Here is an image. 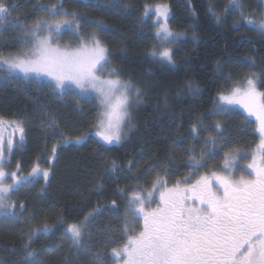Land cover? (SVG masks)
I'll list each match as a JSON object with an SVG mask.
<instances>
[{"label": "trees", "instance_id": "obj_1", "mask_svg": "<svg viewBox=\"0 0 264 264\" xmlns=\"http://www.w3.org/2000/svg\"><path fill=\"white\" fill-rule=\"evenodd\" d=\"M55 2L10 0L8 20L19 17L30 25L45 15L41 5ZM63 4L67 11L78 13L80 36L96 32L111 53L109 67L131 80L141 96L124 139L106 145L94 132L95 95H81L74 88L60 95L47 80L25 81L0 73V117L7 122L22 120L25 128L24 140L17 138L5 156V170H16L17 163L22 175L35 165L50 169L47 182L41 175L12 193L15 214L0 213V264H112V250L127 239L125 219H133L130 229L137 227L126 210L129 196L152 188L157 177L174 181L209 174L223 162L225 152L238 151L235 168H240L261 139L254 118L232 106L219 111L216 99L218 92L251 73L259 77L257 87L264 92V36L241 18L243 9L244 17L259 22L264 18V0H238V6L230 0H63ZM157 4L167 5L166 24L181 34L164 43L172 51L173 64L152 55L165 47L159 44L150 11ZM19 33V27L0 26V54L20 49L13 40ZM73 33L74 28L64 26L59 43L77 46ZM49 114L60 125L55 133L41 126ZM218 121L223 138L215 146L206 145L219 132L214 128ZM193 124L199 128L195 133ZM83 134L81 143L61 146L52 159V147L61 135ZM205 148V166L189 167V157L199 159ZM21 203L26 205L23 211ZM96 208L101 214L89 221L81 244H74L67 226L82 222ZM45 221L54 227L33 239L31 249L37 255L26 259L22 245L28 232Z\"/></svg>", "mask_w": 264, "mask_h": 264}, {"label": "snow or ice", "instance_id": "obj_2", "mask_svg": "<svg viewBox=\"0 0 264 264\" xmlns=\"http://www.w3.org/2000/svg\"><path fill=\"white\" fill-rule=\"evenodd\" d=\"M230 3L238 6V0H230ZM12 8L13 5L6 0H0V26L19 27L20 33L13 40L21 47L7 56L0 54V73L9 77L18 74L25 81L46 78L48 85L54 91L58 90L60 95L72 88L81 95L93 93L97 101L93 124L95 135L106 145L119 144L132 124L131 110L133 103L139 101L141 91L131 80L122 79L118 69L109 67V48L96 32L80 36L78 13L64 9L63 0L41 5L45 15L30 25H24L19 17L6 19L11 16ZM155 11L157 17L168 15L167 5L156 6ZM145 14L148 15V12ZM241 18L264 36V18L257 22L254 18L244 17L243 9ZM234 23L237 27L243 26L239 21ZM155 24L159 25L157 36L166 44L181 35L173 33L160 19ZM64 26L74 28L73 34L79 40L77 46L59 43ZM152 55L169 64L175 63L167 46ZM217 70L220 71L219 63ZM258 80L259 77L251 73L243 81L235 82L229 90L218 92L216 99L219 111L226 106L239 105L248 117L255 118L256 131L261 137L257 145L260 155L257 157L253 153L251 162L246 165L251 172L242 170L236 178L238 151L233 150L225 152L219 171L201 175L195 183L188 184L185 180L183 187L178 182L169 188L166 180L157 177L152 184L153 191L163 190L159 191V204L151 211L146 209L152 202L153 191L147 192L146 196L133 193L128 197L126 210L131 212L132 217L139 214L143 218V226L136 232L128 227L133 219H125L127 240L122 248L112 250V255L122 259L123 264H264V92L258 91ZM188 87L192 89L194 85L189 82ZM3 124L4 120L0 117V127ZM10 126L23 141L24 121H11ZM41 126L53 133L60 127L52 114L41 121ZM214 128L220 131L215 137L210 136L205 141L206 145L215 146L223 138V125L218 121ZM198 130V125L193 124L191 131L195 133ZM85 135L74 138L61 135L52 147V159H55L61 146L72 142L79 144ZM13 147L14 140L9 138L5 141L0 132V213L3 214H15V203L11 201L13 192L24 184L33 183L41 175L45 182L50 177V169H40L39 165L33 166L27 175L21 174L19 163L16 170L7 172L4 153L11 154ZM205 152L207 148L202 150L199 159L191 155L189 167H204ZM8 179H11V184L5 182ZM120 191L123 193L127 189ZM25 207L21 203V211ZM101 212L100 208H96L82 222L67 226L66 233L70 234L74 244H81L89 221ZM58 223L63 224V221ZM53 227L45 221L29 230L28 239L22 245L26 259L37 255V251L31 249L33 239L50 233Z\"/></svg>", "mask_w": 264, "mask_h": 264}, {"label": "rangeland", "instance_id": "obj_3", "mask_svg": "<svg viewBox=\"0 0 264 264\" xmlns=\"http://www.w3.org/2000/svg\"><path fill=\"white\" fill-rule=\"evenodd\" d=\"M158 5H165V4H157V5H154V6H152V8H151V12H153V23H155V21L157 20V19H160V22L161 23H166L167 22V18L169 17V9H168V15H167V17H157V15H156V11H155V9H156V6H158ZM159 28V25L157 24V29ZM159 38V44H162L163 46H165V42L160 38V37H158ZM68 39V38H67ZM75 47V46H74ZM9 55V54H8ZM4 56H7V54L6 55H4ZM17 76H19L18 74H16ZM20 77V76H19ZM44 80H46V78L44 79ZM78 91V90H77ZM259 91V90H258ZM89 94V93H88ZM90 94H93V93H90ZM94 95V94H93ZM139 103V101L138 102H134L133 103V107H132V110H131V119L133 118V116H134V112H133V109H134V107H135V105H137ZM232 107H236V108H238V109H240V110H242L246 115H247V113L239 106V105H232ZM248 116V115H247ZM251 118H254V117H251ZM255 119V118H254ZM41 127V126H40ZM95 130V129H94ZM0 132H2L3 133V136H4V138H5V141H7V139H9V138H12L14 141L17 139V138H20L19 137V133L18 132H14V130H13V127L12 126H10V122H7V121H4V124H3V126L2 127H0ZM95 132V131H94ZM99 138V137H98ZM7 151H5V153H4V156H6L7 155ZM254 153H256L257 154V157H259V155H260V153L259 152H257V150H256V152L254 151ZM5 159H6V157H5ZM224 159V158H223ZM247 159V158H246ZM251 160H252V156L251 157H249L247 160H246V162H244L245 164H243L240 168H235V175H236V178H239V176L241 175V172H242V170H243V172H245V173H250L251 172V170L250 169H247V167H246V165L248 164V163H250L251 162ZM223 163V162H222ZM222 163L220 164V166L219 165H216V167H217V170H215V171H219L220 170V168H221V166H222ZM30 172V171H29ZM28 172V173H29ZM212 172V171H211ZM210 172V173H211ZM209 173V174H210ZM201 175H206V174H201ZM201 175H197V176H190V177H187V178H185V179H179V180H174V181H171V180H168L167 181V186L169 187V188H171V187H173L174 185H176L178 182L180 183V186L181 187H183L184 186V181L185 180H187V183L188 184H192V183H195V181L197 180V179H199V177L201 176ZM6 183H8V184H11L12 183V181H11V179H8V180H6L5 181ZM152 187V186H151ZM160 190H163V189H160ZM160 190H157V191H153V188H148L146 191H139L138 193H142V194H144L145 196L147 195V192H149V191H153V197H152V202H151V204H150V207H148L146 210L147 211H151L152 209H155L156 207H157V205L159 204V191ZM135 223H136V226L137 227H134V228H132V229H134L136 232H139V230L142 228V226H143V218L141 217V216H139V214L135 217ZM127 240V239H126ZM126 240H125V242H126ZM124 245V244H123ZM123 246H121L120 248H122ZM119 249V248H118ZM112 253V252H111ZM111 261H112V264H123V260L122 259H119V258H116L115 256H113L112 254H111Z\"/></svg>", "mask_w": 264, "mask_h": 264}, {"label": "flooded vegetation", "instance_id": "obj_4", "mask_svg": "<svg viewBox=\"0 0 264 264\" xmlns=\"http://www.w3.org/2000/svg\"><path fill=\"white\" fill-rule=\"evenodd\" d=\"M9 1H10V0H6V2H7L8 4H9ZM6 19H8V17H6Z\"/></svg>", "mask_w": 264, "mask_h": 264}, {"label": "bare ground", "instance_id": "obj_5", "mask_svg": "<svg viewBox=\"0 0 264 264\" xmlns=\"http://www.w3.org/2000/svg\"><path fill=\"white\" fill-rule=\"evenodd\" d=\"M239 20V19H238ZM240 21V20H239ZM25 119V118H24ZM220 131V130H219ZM211 151V150H210ZM125 242V241H124Z\"/></svg>", "mask_w": 264, "mask_h": 264}]
</instances>
